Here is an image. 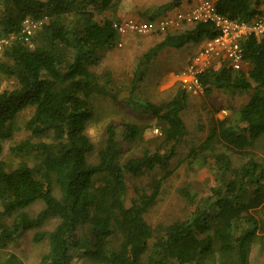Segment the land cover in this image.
<instances>
[{
  "label": "trees",
  "instance_id": "16d2710c",
  "mask_svg": "<svg viewBox=\"0 0 264 264\" xmlns=\"http://www.w3.org/2000/svg\"><path fill=\"white\" fill-rule=\"evenodd\" d=\"M122 1L0 0V35L19 32L26 18L42 20L29 42L14 39L0 57V75L17 80L13 89L0 88V155L22 128L19 113L35 107L23 125L26 138L9 145L20 160L10 167L0 159V264H23L5 250L31 230H38L36 242H48L42 264H75L76 257L92 264H250L253 244L264 239V219L255 215L264 211V163L257 152L264 138V35L243 42L249 69L209 67L199 75L207 93L239 90L250 98L230 115L215 118L207 139L188 155L191 164L217 169L210 193L198 197V191L182 189L191 213L155 228L147 215L158 203L167 174L154 177L149 190L135 185L134 197H128L127 176L169 167L188 134L182 117L188 91L180 86L169 100L142 102L141 112L157 118L161 134L140 155L123 159L118 125L110 122L92 160L95 144L87 132L95 117L90 95L100 87L92 67L99 62L98 51L113 47L119 37L113 25L117 16L105 13H116ZM181 2L160 5L150 18ZM261 3L216 4L220 13L249 22L262 13ZM215 34L209 23L186 25L164 34L145 58L166 47L200 44ZM123 130L129 142L143 133L134 123H125ZM234 154L245 160L234 163ZM39 201L38 212L28 211ZM50 219L56 225L40 230ZM262 252L264 264V242Z\"/></svg>",
  "mask_w": 264,
  "mask_h": 264
},
{
  "label": "rangeland",
  "instance_id": "374dc122",
  "mask_svg": "<svg viewBox=\"0 0 264 264\" xmlns=\"http://www.w3.org/2000/svg\"><path fill=\"white\" fill-rule=\"evenodd\" d=\"M156 2L157 0H126L125 6L138 5L140 8H144V5H148L153 11L157 8L154 7ZM115 12L107 11L105 14L109 17L117 16L118 19L119 10ZM98 18L101 19V16ZM163 36L164 34L156 33L132 34L122 38L119 36L113 47L105 46L98 51L99 62L92 69L99 75L100 87L90 95L95 117L87 128V132L95 144V151L91 155L92 160L94 153L104 141L106 127L110 122L118 125V138L124 148L123 159L140 155L143 148L152 149L157 143L156 139L161 134L159 121L157 118L141 112L142 102L148 100L159 103L171 99L176 94L178 85L168 88L165 86V80H167L171 70L179 69L180 72L183 69L178 68L179 64L186 65L188 57L181 53L187 49L194 51V48L198 47V44L193 43H189L183 48L166 47L147 61L145 53L154 47ZM244 69L247 70L245 66ZM16 86L17 80L15 78L0 75L1 89H13ZM249 98L250 94L247 92L219 88H214L208 93L205 91L199 95L189 94L188 104L182 111L188 134L180 144L169 167L167 169L157 167L140 177L127 176V183L130 186L128 197H134L133 187L135 185L140 188L147 187L149 190L148 184L154 177L160 178L167 174L162 184L158 203L147 215L153 227L156 228L161 224H169L172 221L188 217L193 208L192 204L181 193L182 189L189 188L192 192L198 191V197L210 193L209 189L217 169L191 164L188 155L193 146L207 139L215 124V118L223 119L227 116L222 114L223 109H226L230 115L233 110H238L247 103ZM136 106L137 108H135ZM34 108V106H28L19 113L17 124L22 128L16 132L13 141L5 143L4 151L0 155V159L6 161L10 167L12 164H16L20 158L11 153L9 145L26 138L28 132L24 130L23 125L34 112ZM216 109L219 110L216 111ZM125 123H134L143 129L142 136L135 142L123 139L121 133L124 131ZM260 146L257 152L264 163V138L261 140ZM218 149H223V147L218 145ZM232 157L234 163L245 160L244 156L241 157L237 154ZM42 207L43 203L39 201L28 211L34 214ZM255 215L264 219V211L255 212ZM56 223L57 220L50 219L40 230L52 229ZM37 231L25 232L10 243L5 251L16 253L22 259L23 264H42L41 258L48 250V242L46 239L36 242L34 235ZM262 243L257 241L253 244L250 252V264H263ZM74 262L75 264H92L89 260L79 257H76Z\"/></svg>",
  "mask_w": 264,
  "mask_h": 264
},
{
  "label": "built area",
  "instance_id": "2783aa9c",
  "mask_svg": "<svg viewBox=\"0 0 264 264\" xmlns=\"http://www.w3.org/2000/svg\"><path fill=\"white\" fill-rule=\"evenodd\" d=\"M262 13L253 21L232 19L220 13L217 0H200L189 10H169L155 18L143 19L128 16L113 22L119 36L164 34L169 31L180 30L186 25L203 22L213 26L216 34L206 37L202 47L192 57L187 68L182 72L185 78L182 87L192 95L205 92V87L199 79L201 72L209 67H232L235 71L244 68L243 42L252 35H264V0H261ZM42 20L36 21L26 18L19 32L0 35V56L4 49L14 40L21 39L29 42ZM121 45V43H120ZM222 114L228 115L223 109Z\"/></svg>",
  "mask_w": 264,
  "mask_h": 264
},
{
  "label": "crops",
  "instance_id": "0c3cea01",
  "mask_svg": "<svg viewBox=\"0 0 264 264\" xmlns=\"http://www.w3.org/2000/svg\"><path fill=\"white\" fill-rule=\"evenodd\" d=\"M169 1H171V0H157V2L154 4L155 5L154 7H157L156 8V10H157L160 5H162L164 3H167ZM199 1L200 0H182L180 6L172 8L170 10H184V11H186V10H189L195 3L199 2ZM125 2H126V0H123L121 2V4H120V8H119V12H118V14H119V18L118 19H121V18H124V17H128V16H134L136 18L149 19L156 12V10L151 11V8H150L151 6H148V5H144V8H140V6H138V5H130V6L126 5L125 6ZM124 6H125V8H124ZM168 11H166V12H168ZM177 31H179V30L169 31L167 33H175ZM164 34H166V33H164ZM122 37H124V36H120V38H122ZM202 44H203V42L198 44V47L196 46L197 48L196 49L194 48V51H191L190 49H187V50H185L184 52L181 53V54H184L185 56L188 57V61H187L186 65L185 64L183 65V63L179 64L180 66H178V68L179 67L183 68V69L180 68L181 69L180 72L178 71L179 70L178 68H177L178 70H176V71L175 70H173V71L171 70L167 80H165V83H166L165 86H167L168 88H170V87H172L174 85H178V87L182 86V80L185 78V76L183 75L182 72L187 68V66L190 63L192 57L202 47ZM244 66L246 67V69L250 68L249 63L246 62V61L244 63ZM177 71H178V73H177ZM163 84H164V82H163ZM178 87H177V90H178ZM190 95H192V94H190Z\"/></svg>",
  "mask_w": 264,
  "mask_h": 264
}]
</instances>
